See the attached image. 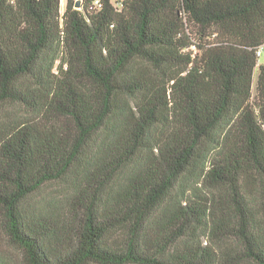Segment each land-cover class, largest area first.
Returning a JSON list of instances; mask_svg holds the SVG:
<instances>
[{
	"label": "trees",
	"instance_id": "obj_1",
	"mask_svg": "<svg viewBox=\"0 0 264 264\" xmlns=\"http://www.w3.org/2000/svg\"><path fill=\"white\" fill-rule=\"evenodd\" d=\"M95 1L0 0V264H264V0Z\"/></svg>",
	"mask_w": 264,
	"mask_h": 264
},
{
	"label": "rangeland",
	"instance_id": "obj_2",
	"mask_svg": "<svg viewBox=\"0 0 264 264\" xmlns=\"http://www.w3.org/2000/svg\"><path fill=\"white\" fill-rule=\"evenodd\" d=\"M67 1L68 0H62V12L65 11V8H66V4H67ZM257 75H258V71L256 73V76L254 78V86H253V93L255 94L256 93V80H257ZM59 189H58V186H56L55 184H51V185H48L47 187L44 188L43 192L40 193L37 197L40 198V197H50L52 195H58L59 194Z\"/></svg>",
	"mask_w": 264,
	"mask_h": 264
},
{
	"label": "built area",
	"instance_id": "obj_3",
	"mask_svg": "<svg viewBox=\"0 0 264 264\" xmlns=\"http://www.w3.org/2000/svg\"><path fill=\"white\" fill-rule=\"evenodd\" d=\"M95 6L100 7L101 6V0H96ZM257 56L259 57L260 63L264 64V46H262L258 49Z\"/></svg>",
	"mask_w": 264,
	"mask_h": 264
},
{
	"label": "water",
	"instance_id": "obj_4",
	"mask_svg": "<svg viewBox=\"0 0 264 264\" xmlns=\"http://www.w3.org/2000/svg\"><path fill=\"white\" fill-rule=\"evenodd\" d=\"M80 7H81L80 3H77L76 8H80Z\"/></svg>",
	"mask_w": 264,
	"mask_h": 264
}]
</instances>
